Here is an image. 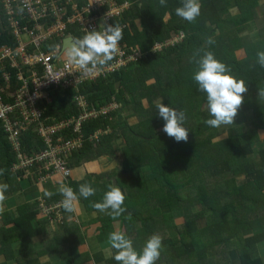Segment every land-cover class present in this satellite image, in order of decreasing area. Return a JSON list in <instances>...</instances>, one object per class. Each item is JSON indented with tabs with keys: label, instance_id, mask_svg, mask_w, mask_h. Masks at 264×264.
Wrapping results in <instances>:
<instances>
[{
	"label": "trees",
	"instance_id": "trees-1",
	"mask_svg": "<svg viewBox=\"0 0 264 264\" xmlns=\"http://www.w3.org/2000/svg\"><path fill=\"white\" fill-rule=\"evenodd\" d=\"M116 1L122 4L125 0ZM237 3L242 11L239 19L242 24H251L256 16L264 14V4H259V0H237ZM200 4V15L194 22H188L175 13L181 0H166V6H161L159 0H131L130 7L121 18L114 19V24L126 25L120 44L140 49L144 53L142 58L108 77L79 87L59 84L46 90L48 100L40 101L38 108L44 117L59 121L79 117L82 108L76 98H85L98 111L110 103L120 106L111 116L86 123V137L101 129L111 133L98 142H86L82 151L72 155L68 161L72 170L68 184L60 176L61 182L40 181L38 174L46 175L43 165L34 166L28 177L24 173L14 174V146L0 122V170L3 172L0 183L9 185L5 196L19 193L22 182L26 181L27 187L40 190L43 193L40 199L51 206L63 199L58 191L60 183L72 187L77 195L79 186L88 183L96 190L95 195L87 199L79 197V205L89 214L98 213L101 224L97 230L98 243L108 242L109 233L114 231L113 224L118 222L138 251L152 234H164L156 264H233L232 256L237 253L241 264H264L259 250V245L264 243V146H260L259 152L255 150L260 132L264 131V96H259V91L264 90V67L257 62V52L264 51V37L258 43L252 38L238 39L234 33L239 23L222 17L224 6L216 0H201ZM252 5L258 9L257 13L252 12L253 7L248 8ZM4 12L0 0L1 21H5ZM228 30L232 33L225 35L228 37L225 40L224 33ZM182 32L187 34L183 42L153 51L157 44L167 43ZM209 37L215 43L207 44ZM56 40L59 39L49 40L42 48L50 50ZM4 45L17 46L8 32H0V47ZM200 49L212 51L237 79L245 81L247 92L242 94L243 102L233 124H241L238 117L250 115L253 126L247 133L240 126L236 134L221 142L213 141L212 137L203 142L204 136L216 128L204 122L211 118L206 93L199 90L193 79L197 70L193 54ZM8 70L14 71L9 66ZM23 71L27 73L29 68L23 67ZM160 98L166 106L185 111L187 142H177L163 131L165 121L155 107ZM38 139L33 132L24 134L23 154H34L35 145L39 151L45 148ZM120 154L121 166L112 175L106 173L108 177L103 182L100 176H88L83 181L74 179L73 174L80 166L102 158L112 162ZM114 181L126 195L127 209L115 219L91 206L102 201L109 183ZM45 192L52 195L47 196ZM20 201L15 205V216L8 200L3 202L4 211L0 213V250L8 261L118 264L113 258L107 260L101 252L86 248L87 237L80 223H76L77 212L68 213L62 207L61 219L57 217L61 222L54 229L55 224L49 226L47 220L40 218L39 200ZM129 213L131 219H126ZM13 244L21 246L19 259L12 252Z\"/></svg>",
	"mask_w": 264,
	"mask_h": 264
},
{
	"label": "built area",
	"instance_id": "built-area-1",
	"mask_svg": "<svg viewBox=\"0 0 264 264\" xmlns=\"http://www.w3.org/2000/svg\"><path fill=\"white\" fill-rule=\"evenodd\" d=\"M26 1L1 0L6 16V24H2L6 26H2L4 33L8 32L13 36L17 46L0 47V122L7 139L14 146V174L24 173L22 175L28 177L34 166L43 165L46 175L38 174L40 181L51 182L54 177L60 176L68 184L67 181L72 175L68 166L69 159L74 153L82 151L86 142L94 143L100 140L97 132L86 137L84 126L86 123L111 116L119 106L110 103L98 111L95 107H90L85 98H76L82 108L79 117L59 121L53 117H44V113L38 108L40 101L48 100L46 90L59 84L76 88L85 82L108 77L130 62L142 58L144 53L129 52L119 43L118 54L92 74L86 75L80 69L67 67L65 59L60 55L63 40L82 37L85 29L99 30L101 24L114 26V19L123 16L130 6L129 2L119 4L115 0ZM121 27L126 28L125 25ZM72 30L75 32L72 33ZM186 37V33L182 32L167 43L157 44L154 51L175 46ZM53 38L59 39V42L52 45L50 50H44L42 46ZM23 43L29 44L24 47ZM20 47L23 56L14 51ZM8 66L14 71H9ZM23 67H28L29 71L24 72ZM29 132H33L39 138L37 142L42 141L45 146L39 151L35 145V153L31 156L23 154L21 147L24 134ZM110 133L111 131L107 130L103 132V136ZM39 202H42L39 203V208L43 216L40 218L47 220L49 225L55 224L57 217H61V203L48 206L44 199ZM54 215L56 217H53Z\"/></svg>",
	"mask_w": 264,
	"mask_h": 264
},
{
	"label": "clouds",
	"instance_id": "clouds-1",
	"mask_svg": "<svg viewBox=\"0 0 264 264\" xmlns=\"http://www.w3.org/2000/svg\"><path fill=\"white\" fill-rule=\"evenodd\" d=\"M159 3L161 6H166V0H159ZM200 10L199 0H181V6L175 9V13L188 22H194L200 15ZM20 11L22 12L23 9ZM167 17L166 13L165 19ZM122 39L123 29L119 24L114 26L101 24L99 30L85 29L82 37L68 38L60 55L65 59L67 67L80 69L86 75L92 74L118 54ZM206 43L211 45L215 41L209 37ZM193 60L197 65L193 79L198 84L199 90L206 93L207 109L211 117L204 122L213 128L232 125L243 102L242 94L247 92L245 81L237 79L231 69L218 60L212 51L197 50L193 54ZM257 62L264 67V51L257 52ZM259 96H264V90L259 91ZM155 107L159 116L165 121L163 131L177 142H187L189 130L185 127L187 120L185 111L166 106L162 98L156 101ZM2 174L0 170V175ZM8 188L7 183H0V213L4 211L3 202ZM58 191L63 196L60 202L63 209L72 213L78 209L79 197L87 199L95 195L96 190L90 184L84 183L79 186V195H77L72 187L60 183ZM45 195L51 196L52 193L45 192ZM125 199L126 195L118 184L109 183L102 201L94 202L91 206L99 212H108L115 219L127 211L124 206ZM125 218L131 219V213ZM108 244L110 249L115 250L113 259L118 264H156L161 255L162 237L159 234H152L143 248L138 251L134 247L133 240L124 231L117 229L109 233Z\"/></svg>",
	"mask_w": 264,
	"mask_h": 264
},
{
	"label": "crops",
	"instance_id": "crops-1",
	"mask_svg": "<svg viewBox=\"0 0 264 264\" xmlns=\"http://www.w3.org/2000/svg\"><path fill=\"white\" fill-rule=\"evenodd\" d=\"M124 2H129V4H131V0H125ZM199 2L201 3V0H199ZM216 2H218L219 5L224 6L222 8L223 9L222 10V13H223L222 17L224 19H226L228 21H231V20H237L238 21L239 25L237 26V28H235V33H234L235 35H237L238 37H240L242 39L252 38L253 42H257V43L262 42L261 38L264 37V24L261 27H259L258 21L263 20V22H264V14L262 16H260V15L256 16L255 20L252 21L251 24H248V23L242 24L239 22V19L242 17V11L237 8L238 7L237 0H216ZM259 4H264V0H259ZM228 28L233 29L230 26ZM228 33H232L231 30H228L227 32H225L224 36L227 35ZM56 42H59V41L56 40ZM247 44H250L249 41L247 42ZM126 49L129 52L141 51L140 49L135 48V47H126ZM117 158H119V155L117 156ZM102 159H104V158H102ZM113 162H115V161H113ZM115 163L117 166H115L114 168L118 167V161ZM108 167L110 168V166H108V165L102 166L101 164L94 162V163H91L89 166H86V168H87L86 171H83V172L78 171V172H75L74 175L76 176L78 181H83L88 176H97L98 177V176L102 175V173H100V171L104 170V172H105L106 170L109 169ZM108 172H110V171H106L105 174ZM104 179L105 178H103L102 180H104ZM24 182H26V181H23L22 183H24ZM32 190H33L32 187H30V188L29 187H27V188L22 187L19 193L13 192L12 194H9L8 196H6V200H8L9 202L12 203V205H11L12 208L10 210L12 211V214L14 216H15V212H16V208H17V207H15V205L20 203L21 202L20 200H24V201L30 203V202L40 200V198L43 197V193H41L40 190L38 192L31 193V194L27 195L26 197H23V195L27 194L29 191H32ZM20 196H21V198H20ZM7 208H9V205H7ZM82 213H86V212L77 211V215L80 216L79 218H81V219H82ZM90 222L87 221L86 224H81V226H82L81 229L87 237V243H86V245H88L87 249L88 250L90 249L94 253H96L97 251L101 252L102 255L104 256V258L107 260L112 259L113 258L112 249H110L108 242L105 244H103L101 242L98 243L97 239H96L97 230L101 227L100 222H98V220L96 222L95 221H90ZM118 229L121 230L120 225H118ZM88 233H89V235H88ZM91 242H92V244L96 243V245H92V244L89 245ZM20 247L21 246L19 244H13L12 245V252L15 256V259H19L21 257ZM259 250L262 253V257L264 260V243L259 245ZM232 257H233V259H232L233 264H241L239 261L240 256L238 253L234 254ZM0 264H15V263H14V261L11 262V260L8 261L4 255V253L0 250Z\"/></svg>",
	"mask_w": 264,
	"mask_h": 264
},
{
	"label": "rangeland",
	"instance_id": "rangeland-1",
	"mask_svg": "<svg viewBox=\"0 0 264 264\" xmlns=\"http://www.w3.org/2000/svg\"><path fill=\"white\" fill-rule=\"evenodd\" d=\"M26 2H31L30 0H27ZM255 5H252V6H248V8L249 7H253L252 8V12L253 13H257V11H258V9L256 8V7H254ZM238 8V7H237ZM4 15H5V13H4ZM2 24H6V18H5V21H1V19H0V32H5L4 31V28L3 27H6V26H3ZM264 23H263V20H260V21H258V26L259 27H261L262 25H263ZM3 26V27H2ZM187 35V34H186ZM233 35H231L230 37H229V39L232 37ZM238 37V36H237ZM228 37H225L224 36V39L226 40ZM240 37H238V39H239ZM247 39V38H246ZM27 44H29V43H23V45H24V47L25 46H27ZM7 47H9V46H7ZM21 47H23V46H21ZM17 48V49H15L14 51L15 52H18L20 55H22L23 56V52H22V48ZM251 103H253V101H252V98H251ZM243 116H240V117H238V120H239V122L241 123V124H232V125H228V126H225V125H222L220 128H216V129H214L212 132H210L208 135H206V136H204V141L203 142H205L209 137H212L213 138V141H215V142H221V141H223V140H225V139H227V138H229L231 135H233V134H236L237 132H238V129H239V127L240 126H242L241 127V129H242V131H243V133H247L248 131H249V129L253 126V124H250V122H251V116L250 115H247L246 116V118L245 117H243L244 118V123H242V118ZM91 123V122H90ZM191 127H193V125L191 126ZM190 128V127H189ZM96 133V132H95ZM97 133H98V136H99V138L101 139L102 137H103V130L101 129V130H98L97 131ZM260 146H264V131H261L260 132V142L258 143V144H256L255 145V150L257 151V152H259L260 151ZM120 158H122V156H121V154L119 155V158H117V157H115V159H114V161L115 162H117L118 161V165L119 166H121V160H120ZM94 162H97V163H99V164H101L102 166H110V168L108 169V170H106V171H110V174L112 175L113 174V172L115 171V169L117 168H114L115 166H116V164H115V162H111V160H109V159H107V158H104V159H99L98 161H94ZM94 162H92V163H94ZM91 163H89V164H86V165H82V166H80L75 172H78V171H81V172H83V171H86V166H89ZM105 171V172H106ZM74 172V173H75ZM105 172H104V170H101L100 171V173H102V175H100V177H102V178H105L104 180H106L107 179V177H108V174H105ZM73 177H74V179L76 180V181H78V179L76 178V176L73 174ZM184 177V175L181 177V178H183ZM58 177H54V181H58L59 180V178L57 179ZM60 181V180H59ZM61 182V181H60ZM69 182V181H68ZM101 182H103V180H101ZM114 183H116V181H114ZM22 187L23 188H27V184L26 183H22ZM39 190L37 189V188H34L32 191H29L27 194H25V195H23V197H26L27 195H29V194H31V193H35V192H38ZM6 200V199H5ZM42 202H40V204H41ZM83 209V207L82 206H80V205H78V209L75 211V214H76V212L77 211H79V212H85V211H83L82 210ZM103 214H104V212H102ZM99 215H98V213H91V214H89V213H82V219L81 218H79L80 216H78L77 217V219H76V223L78 224V222L80 223V226H81V224H86V222L87 221H97L98 220V217ZM41 218H43V216L41 215ZM59 218H61V217H59ZM60 222L61 221H57V222H55V225H53L52 226V228H54V229H56L57 228V226L60 224ZM182 222V221H181ZM91 223V222H90ZM179 224H180V222H179ZM118 225H119V223L117 222V223H114L113 224V226H114V231L115 230H117L118 229ZM50 226V225H49ZM82 227V226H81ZM53 229V230H54ZM50 230H52L51 229V227H50ZM122 231H124L125 233H126V230H125V228H123L122 227V229H121ZM91 233V232H90ZM88 235H89V233H88ZM165 236H167L168 237V234H167V232L165 233ZM161 237H162V240H164L165 238H164V234H162L161 235ZM92 244V242L89 244V245H91ZM92 245H96V243H93ZM86 246V248L88 247V245H85ZM112 254H114V250H112ZM161 256V255H160ZM158 261V260H157Z\"/></svg>",
	"mask_w": 264,
	"mask_h": 264
},
{
	"label": "water",
	"instance_id": "water-1",
	"mask_svg": "<svg viewBox=\"0 0 264 264\" xmlns=\"http://www.w3.org/2000/svg\"><path fill=\"white\" fill-rule=\"evenodd\" d=\"M67 40H68V38H66V39L63 40V46L66 44Z\"/></svg>",
	"mask_w": 264,
	"mask_h": 264
}]
</instances>
